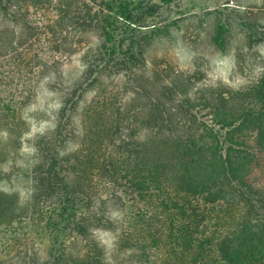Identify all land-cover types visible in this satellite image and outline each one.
Segmentation results:
<instances>
[{
	"label": "trees",
	"instance_id": "obj_1",
	"mask_svg": "<svg viewBox=\"0 0 264 264\" xmlns=\"http://www.w3.org/2000/svg\"><path fill=\"white\" fill-rule=\"evenodd\" d=\"M157 11V4L126 0H0V129L9 136L33 94L34 68H49L40 37H48L49 51L68 28L100 38L83 57L85 72L55 129L34 140L30 198L19 205L0 192V264H106L92 233L113 225L102 186L129 212L123 236L146 228L139 264L160 252L167 254L162 264H264V72L247 86L200 94L189 91V76L175 74L149 94L138 73L151 36L161 32L144 31ZM223 16L212 37L218 48L229 31ZM106 73L124 77L123 86L85 107L79 148L63 151L75 130L62 120H71L81 92ZM129 88L147 98L137 110L122 103ZM136 111L144 115L136 119ZM33 232L47 240L45 259L27 249Z\"/></svg>",
	"mask_w": 264,
	"mask_h": 264
},
{
	"label": "rangeland",
	"instance_id": "obj_2",
	"mask_svg": "<svg viewBox=\"0 0 264 264\" xmlns=\"http://www.w3.org/2000/svg\"><path fill=\"white\" fill-rule=\"evenodd\" d=\"M126 1L131 4L141 2L142 5H158L157 13L146 20L150 27L144 28V31L149 33L152 28L159 27L161 32L151 36L155 38L146 48L145 66L138 73V79L142 77L149 94L152 95L153 87L168 83L175 74L189 76L193 82L189 91L200 94L207 87L238 89L247 86L264 72V0ZM222 15L224 22L227 21L229 31L224 34L226 45L218 48L212 37L216 18ZM47 38L40 37L41 43L37 48L49 68L43 74L37 73L39 67L33 70V79L36 82L32 85L33 94L30 100L20 110L21 125L11 136L5 128L0 129V147L4 145L5 151L2 152L6 156L0 165L3 171L0 192L14 195L19 205H24L33 191L32 182L26 173L36 156L34 140L38 135L49 134L55 129L62 102L81 81L85 72V53L96 47L100 41L99 35L94 31L83 34L68 28L61 37L55 38L60 46L49 51ZM124 81L121 75L102 74L99 82L81 92L71 120L67 117L62 120L65 123L68 121L67 127H74L75 130V137L64 144L63 151L79 148L85 107L95 103L103 93L120 90ZM121 99L126 108L137 110L138 105L147 98H136L129 88ZM138 113H132L133 117L139 119L144 115ZM9 138L12 142L6 145ZM102 188L99 192L106 202L104 213L109 216L113 225L108 226L109 228L93 229L92 233L103 248L105 262L139 264L142 257L137 249L141 250V245L144 244L145 239L141 236L146 237V228H142L139 235L135 232L134 236H123L125 232H122V227L125 229L129 212L125 209L123 213L115 202L114 193H108L106 188ZM17 223L18 220L13 225L16 226ZM25 241L29 252L39 251V259L46 258L48 244L45 238L33 232L32 236H28V241ZM70 241L67 239L66 244ZM18 245L20 246H16L11 252L14 255L16 253V260L17 251H23V245ZM160 253L154 256L152 264L163 263L167 254Z\"/></svg>",
	"mask_w": 264,
	"mask_h": 264
}]
</instances>
